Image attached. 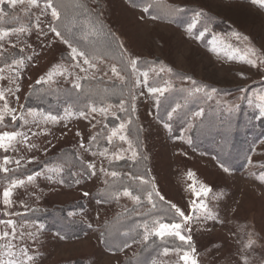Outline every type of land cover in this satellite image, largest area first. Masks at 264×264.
Segmentation results:
<instances>
[{
    "label": "rangeland",
    "instance_id": "1",
    "mask_svg": "<svg viewBox=\"0 0 264 264\" xmlns=\"http://www.w3.org/2000/svg\"><path fill=\"white\" fill-rule=\"evenodd\" d=\"M87 2L98 12L109 32L116 38L117 44L124 45L125 58L129 55L139 58V67L149 71L152 86H163L164 81H169L170 90L183 87L187 94L195 87H203L212 98L208 99L204 92L198 93L196 96L201 97V103L215 104L224 113L232 111L236 116L245 107L259 115V108L264 106V71H258L245 63L244 53L248 47L258 53L264 52V7L260 4H253L252 0H160L158 8H150L148 13H144L143 4L133 7L129 0ZM176 7H181L184 11L178 15L170 12L171 8ZM0 8L10 13L5 21L0 22V27H31V31L22 34L19 40L16 36L9 37L11 43L5 45L8 64H11L12 59L24 61L21 69L10 73L5 68L2 73L6 77L13 74L17 76L16 84H10L8 79L0 80V89L11 87L15 92L11 96L6 94L9 107L19 112L23 105L24 112L35 109L37 113H51L63 117L58 123L45 126L47 131L44 134L32 138L37 150L31 153L26 150L23 153L0 151V163L5 154L13 157L24 154L28 158L35 156L40 161L39 165H27L31 172L39 171L45 166V162L49 166L64 163V157H70L66 163L74 165L70 171L66 170L63 184L49 183L41 178L36 182L39 188L30 186L28 190L17 189L13 197L14 205L10 210L20 213V216H5L0 197V218H11L18 224L34 222L37 226L44 225L39 232L35 227L28 229L36 234L35 239L26 237L17 241L28 249L34 258V264H125L126 259L140 251L145 242L142 235L138 236L135 243L127 241L131 247L121 251L122 246L116 251L112 249V245L103 244L102 224L134 204L127 197H121L119 201L100 199L96 193L102 191L104 181L110 177L99 172L96 177L83 174L80 162L75 159V154L81 153L87 161L95 159L98 169L101 161L105 167L108 166L111 156L105 159L93 157L91 154L103 149L97 150L95 146H91V152L83 153L79 148L81 141L88 146L89 136L101 127L98 124L93 129L92 125L97 120L104 121L103 115L90 114L87 119L78 114L67 117L64 110L70 105L59 113L53 111V107L46 111L41 106L39 108V100L32 97L39 86L71 87L76 75L84 76L85 73L71 67L73 62L69 57L70 49L49 32L48 25L52 20L50 10L45 16L37 8H31L29 14L27 3H18L15 8L4 4ZM197 12L203 15L197 18ZM153 15L158 18L152 19ZM18 16L21 21L14 25V19ZM37 16L41 21L39 29L35 27ZM197 19L199 22L192 30V35H189L188 25ZM40 29L48 33L47 37L40 34ZM200 32H204V36L199 40L195 39ZM237 34L240 37L247 36L248 40L238 39ZM12 44L16 45L15 49L11 47ZM29 44L31 47H28ZM20 48L24 51L20 52ZM143 60L149 62L143 63ZM113 63L123 67L115 60L104 58L99 67L108 74L105 76L100 72L97 78L119 82L110 72ZM4 67L5 63L0 62V68ZM64 68L70 73L67 78L54 75L46 83H35L41 77L46 78L54 69ZM161 68L165 72L157 78L152 70L159 72ZM169 68L171 73L167 72ZM213 88L216 89L215 92L211 91ZM139 91L138 89L133 118L140 128L141 151H137L145 158L150 185H155V190L164 196L168 205L176 204L187 215L188 205L193 199L189 184L195 182L197 190L203 184L211 189L203 200L215 217L204 219L202 212H195L182 233L192 237L189 244L179 240L174 245L170 242L166 245L170 249L167 256L163 255L162 249L155 258L142 263L152 264V261H156V264H184L179 257L184 251H188L197 264H264V181L260 180V173L264 172V138L253 145L242 169L235 170L227 166L229 172L225 173L214 155L188 143L191 138L188 124L180 129V135L172 136L163 127L165 121L159 116L160 107H156L158 97L148 95L147 89H143L145 95H139ZM4 103L5 101H0V109ZM112 110L118 113L117 109ZM112 110L108 113V123L109 118L113 117ZM5 122L10 126L12 124L10 117H6ZM21 123L18 121L14 128L7 130H26L21 128ZM0 130H5L2 125ZM32 130L39 131L34 126ZM77 132L80 133L79 136L76 135ZM114 144L127 148L126 144L118 140ZM45 147L48 148L47 153L43 151ZM107 148L110 152L115 151L111 145ZM125 158L131 159V153H125ZM189 171L194 174V181L188 178ZM71 172L80 174L73 176ZM5 176L6 174L0 173V192L8 183ZM98 200L101 202L98 203ZM21 201L33 210L23 207ZM145 209L148 208L143 204L137 211L142 212ZM55 212H61V215L68 217L66 226L72 227H57ZM69 213L73 215L70 216ZM171 217L164 218L163 221L172 222ZM158 218L161 216H153L152 219ZM77 227H80V233ZM0 230H3V226H0ZM249 238L255 241L251 248L245 247ZM176 247L181 249L180 252L174 250ZM192 248H195L194 253Z\"/></svg>",
    "mask_w": 264,
    "mask_h": 264
},
{
    "label": "snow or ice",
    "instance_id": "2",
    "mask_svg": "<svg viewBox=\"0 0 264 264\" xmlns=\"http://www.w3.org/2000/svg\"><path fill=\"white\" fill-rule=\"evenodd\" d=\"M133 7H137L140 4H143L142 11L148 13L149 9L158 8L160 5V0H129ZM18 3H27L29 6V14L31 8L40 9L41 14L47 15L50 10L51 22L48 25V30L50 33L60 40L63 44H66L68 49H70L69 57L72 68H78L81 73H85L84 76L76 75L75 79L72 81V86L78 93L87 101L86 103H75L65 108V116L71 117L75 114H78L80 117L87 119L90 114L99 113L104 117V121L97 120L96 124H93V129L97 128V125L101 127L91 134L88 139V146L81 141L79 143V148L83 150V153L91 152V146L103 147L102 142L106 141L108 145H111L115 148V151L109 150V148L104 147L103 151L91 152L93 157H104L105 159L108 156H111V159H108V166H104V162L101 161L99 169L97 168L96 160L91 161L85 160L83 154H75V159L80 162L81 168L83 169V174L96 177L99 173H103L106 177H111L113 180H119L121 173L118 170H115L114 163L122 159H125V153H131V159L137 161L138 151L134 147L130 136L132 134L130 125L133 123L132 116L136 113V101L138 99L137 90L139 89V95H145L143 89H147L148 95H155L158 97L156 102V107L159 109L161 100L159 97L166 98V93L170 90L169 81H164L163 86H152L150 82L149 71L141 70L139 67V58L129 55L125 58V53L123 51L124 45L112 46L114 41L111 44L104 46L103 48L92 46V47H80L78 46L79 42L76 41V38L73 34L72 27H66L65 31H61L57 24L61 20L62 13L54 4V0H0V5L7 4L9 7L15 8ZM70 3L74 7L82 8L85 13L89 12L88 6L86 3H81V0H70ZM253 4H260L264 7V0H252ZM99 7V5H97ZM94 11V10H93ZM184 11L181 7L171 8L170 12L178 15ZM10 15L4 8H0V22L5 21V18ZM196 17L199 18L203 14L197 12ZM152 19H157L158 16L153 15ZM199 20H194L188 25L187 32L189 35H192V30L196 28ZM40 17H36L35 27L40 28ZM103 26L97 22V25L91 26L88 31L83 33V39L87 40L89 35H97L102 32ZM31 31V27H15V28H5L0 27V62L5 63L4 68H0V80L8 79L10 84H16L17 76L15 74L4 76L2 73L5 72V68L11 73L16 70H19L23 67L24 61L22 59H12L11 64H8V56L5 55L7 49L5 48L6 44H10L11 41L9 37L16 36L19 40L22 34H27ZM40 34L47 37L48 33L43 32V29H40ZM204 36V32H200L199 35L194 38L199 40ZM237 38L242 41H247L248 37H240L237 34ZM75 42V44H74ZM13 49L16 48L15 44H12ZM28 47H31L29 44ZM24 49L20 48V52H23ZM239 51V50H237ZM104 58H109L117 61L123 67H118L117 63H113L110 66V72L113 77H115L120 83L116 87L109 88H99L97 86L90 85L88 87L83 86L80 83V80L90 81L97 78V74L103 72L107 76V72L99 67V64H103ZM31 59V57H28ZM244 62L250 65L252 68H257L258 71H264V52L258 53L255 49L248 47L244 53ZM130 69V71H129ZM94 70V71H92ZM157 78H160V74L165 72L164 68H161L159 72L152 70ZM168 73H171L172 70L167 69ZM127 73V75L122 74ZM61 76L67 78L70 73L67 68L63 70L54 69L52 72H49L47 77H41L35 81L37 85H41L53 79V76ZM181 75V74H176ZM184 79H190L189 77H184ZM195 84V81H192ZM31 87V86H30ZM16 91H19L18 84L16 85ZM212 92H215L216 89H211ZM204 92L208 99H211V95L205 92L203 87H195L194 90L188 93L189 96ZM6 94L11 96L15 95L12 88L0 89V101H5L3 108L0 109V125L3 126V129L0 130V151L4 153H23L24 150L31 153L33 150H37L36 143L32 142L33 137H39L44 134L47 129L45 126L50 124L58 123L63 117L59 115H52L51 113H37L35 109H29L27 112L23 111V105H21V110L17 112V109L9 107L6 101ZM110 96H119V103L112 105L109 103ZM131 101V108L129 110L128 103ZM180 104H176L175 107H171L170 111H167V121L163 123V127L169 132L172 131V124L170 123L176 116H178L179 110L181 109ZM119 113H124L127 116V119L118 115L116 110ZM75 110V111H74ZM111 111V115L118 119L120 122L118 124H110L107 121L108 113ZM204 114L203 109L200 111L192 112L186 117V120L189 121L187 128L190 130ZM10 117L12 122L11 126L5 122V118ZM96 119L95 116L92 117ZM258 118L264 119V106L259 108ZM21 123V128L26 130H7L14 128L17 122ZM33 126L39 131H33ZM77 136L80 135L79 132L76 133ZM120 141L123 144L127 145V148L117 147L114 144V141ZM188 143L191 144V138H189ZM45 153L48 152V148L43 149ZM24 161L25 163H22ZM251 163V159L249 158ZM39 165L40 161L37 157L32 156L28 158L24 154L18 155V157H13L10 155H3L2 163H0V173L6 174L5 180H7V186H4L2 192H0V197H2V204L4 206V215L8 217L20 216V213L11 211L10 209L14 205V193L17 189L23 188L28 190L29 187L39 188V184L36 183L38 179H43L49 183L63 184L64 174L66 170L70 171L74 165L69 163H59L56 165L49 166L45 162V166L41 167L39 171L31 172L27 168V165ZM9 165H14V167H9ZM220 167L223 172L228 173L229 168L224 164L223 161L220 162ZM73 176H76L80 173L71 172ZM125 175H128L125 173ZM187 176L190 180L194 181V174L189 171ZM132 179L139 181V185L132 189L130 186L121 185V183L109 184V181L106 179L104 183L108 185L105 190L101 193L103 200H115L119 201L121 197L130 198L134 205H142V197L146 199L147 204L151 205L152 209L156 208V202L153 197H159L160 201H164L165 198L160 194L159 191L155 190V185H152V190H147L144 186L149 184V181L143 176L134 175ZM260 180L264 181V172L260 173ZM79 183V181H77ZM189 191L193 197L191 203L188 205L189 212L186 215L185 211L178 207L176 204H170V209L172 210V222H164L162 218L152 219L151 221L145 220L143 223H136L134 227H128L126 231L119 232V229L116 231L120 236L129 237L131 233L135 232L137 236L141 235L137 229H143L142 238L143 241H148L149 237L155 236L161 240L165 238H175L179 241H182L184 244H189L192 237L190 235L182 234L189 221L192 219V216L195 212H202L204 219H214L211 210L208 208V205L204 203L203 197L207 196L211 191L210 188L206 187L203 184L199 185V190L193 184H189ZM84 195H89V193H84ZM101 202L100 200L97 201ZM21 205L25 208H28V205L24 204L23 201L20 202ZM29 211L33 209L28 208ZM125 211H129L125 209ZM136 215H141L136 208L132 209ZM70 216L73 213H69ZM0 226H3V230H0V264H34V258L29 254L27 248L21 246L17 241L24 240L26 237L30 239H35L36 234L28 229L35 227L36 231L39 232L44 228V225H35L29 222L19 223L14 219H2L0 218ZM91 227V225H89ZM19 229V231H18ZM190 230V229H189ZM101 236H104V233H101ZM133 243H135V238L132 237ZM255 244V241L249 238L245 247L251 248ZM131 245L127 240L123 241V247L129 248ZM176 252H180V248L176 247L174 249ZM170 249L165 247L163 249V255L167 256ZM195 252V248L191 250ZM7 257V259H5ZM184 264H197L196 259L191 258L188 251H184L183 254L179 257ZM246 259V257H245ZM152 264H156V261H152Z\"/></svg>",
    "mask_w": 264,
    "mask_h": 264
},
{
    "label": "trees",
    "instance_id": "3",
    "mask_svg": "<svg viewBox=\"0 0 264 264\" xmlns=\"http://www.w3.org/2000/svg\"><path fill=\"white\" fill-rule=\"evenodd\" d=\"M81 3L87 4L89 9L88 13H85L82 8L72 6L70 0H54V4L62 13L61 20L57 24V27L61 31H65L66 27H72L73 34L76 38V41L79 42L78 46L80 47L90 48L92 46H96L103 48L104 46L111 44L113 41V47L118 45L116 38L112 35V33L109 32L105 23L99 17L98 12L89 5L87 0H81ZM14 21L15 22L13 23L16 25L21 21V18L18 16L14 19ZM97 22L103 26L102 32L97 35H89L88 39L84 40L83 33L88 31L91 26L97 25ZM143 61V63L149 62L148 60ZM125 75H127V73ZM80 83L85 87L93 85L99 88H113L119 85V82L108 81L102 78H96L95 80L90 81L82 80ZM36 89V93H34L35 97L34 95H32V97L37 101L39 100L40 105L37 106L39 108L41 106L42 109L46 111L53 107L52 110L59 113L63 110V108L69 105H73L78 102H87L80 95V93H78L77 90L73 88V86L47 88L45 86L43 87L42 85ZM186 92L187 91H185L183 87H174L173 89L169 90L168 93H166V98L162 97L161 99L162 101L160 104L159 116L163 121H167V111H170L171 107H175L177 103L182 106L179 110L180 114L170 122L172 124V136L180 135V129L189 123V121L186 120L188 115H190L192 112L198 111V109H204L203 116L190 130L192 144L194 147L214 155L218 161H223L224 164L229 168L235 170L242 169L247 161L248 154L252 150L253 145L258 140L264 138V119L258 118L259 115L253 110L247 109V107L241 108L236 113L237 116L232 111L224 113L221 107L209 102V105H206V103H201L203 100L201 97H197V94L189 96ZM119 98V96H110L109 103L116 105L119 103ZM27 105L28 104H26V106ZM128 107L130 110L131 101H129ZM118 115L127 119V116L124 113L118 112ZM132 121L133 123L130 125L132 132L130 139L134 145L136 144V147H138L137 150L141 151L140 128L133 116ZM119 122L120 121L114 117L109 118L110 126L112 124H118ZM102 144L103 147H96L97 150H101L104 147H110L106 141H103ZM226 145L229 146L226 147ZM69 158L70 157H64L63 160L67 162L69 161ZM114 168L115 170L120 171L121 177L119 180H113V178L110 177L108 180L109 184L121 183L122 186L127 185L132 189H135L139 185V181L133 180L132 176L140 175L148 180V168L145 158H143L141 155L138 156L137 161L125 158L115 162ZM125 173L128 175H125ZM106 187H108V185L104 184L101 187L102 191L96 193L97 196H100V199H102L101 193ZM144 187L147 188V190H152L150 183ZM153 199L157 205L155 209H152L151 205H148L147 201H145L146 199H143L142 197V205L144 204L148 209L140 212L141 215H136L132 209L136 208V210H138L142 205H134L128 209L129 211L119 213L112 219L103 223V244L107 246L112 245V249L117 251L123 246L124 240L133 241L132 237H134L135 240L138 238L135 232L131 233L129 237L120 236L116 231L117 229H119V232L122 233L126 231L128 227H134L138 222L143 223L145 220L151 221L153 216H161L162 219H169V217L172 216L170 205H168L165 200L160 201L159 197L154 196ZM54 216L55 225L57 227H62L64 229L65 227H72L68 225L66 226V220L68 217H66L64 214L61 215V212H57L54 214ZM77 230L78 233H80V227H77ZM84 231L86 232L87 228ZM137 231L142 235V229H137ZM170 242H172V245H174V243L177 242V239L169 237L161 240L158 237L151 236L148 241L141 245L139 249L140 251H137L134 256L125 260V264H147L142 262H149L154 256L156 257V255H158L161 250L164 249Z\"/></svg>",
    "mask_w": 264,
    "mask_h": 264
}]
</instances>
